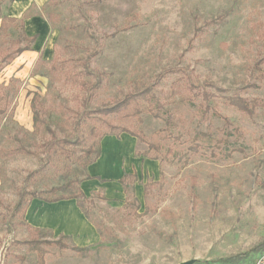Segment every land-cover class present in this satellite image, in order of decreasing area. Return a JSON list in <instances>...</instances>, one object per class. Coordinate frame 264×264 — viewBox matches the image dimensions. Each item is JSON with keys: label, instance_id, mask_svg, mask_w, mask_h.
I'll return each mask as SVG.
<instances>
[{"label": "rangeland", "instance_id": "1", "mask_svg": "<svg viewBox=\"0 0 264 264\" xmlns=\"http://www.w3.org/2000/svg\"><path fill=\"white\" fill-rule=\"evenodd\" d=\"M28 14L51 26L36 53L15 54L17 23L0 33V264H37L31 240L66 245L41 244L44 264H239L264 252L254 250L264 241V0H49ZM5 55L16 57L6 65ZM87 82L96 95L83 105ZM147 87L140 117H105L147 140L102 138L97 175L120 176L42 152L50 135L34 131V93L57 138L73 140L98 128V109ZM72 180L55 195L82 191L95 237L29 225L28 203L14 214L23 192Z\"/></svg>", "mask_w": 264, "mask_h": 264}, {"label": "trees", "instance_id": "2", "mask_svg": "<svg viewBox=\"0 0 264 264\" xmlns=\"http://www.w3.org/2000/svg\"><path fill=\"white\" fill-rule=\"evenodd\" d=\"M9 2H12V0H9ZM8 22H14L17 23L20 27V32L23 41H25V45L18 49L15 54H20L23 51L31 50L32 45L36 40V35L34 36H27L24 31V24H23V18L17 19L12 18L9 16H1L0 14V33L5 28L6 23ZM127 27L122 28L121 30H126ZM16 56H9L5 55L3 57V60L6 65H8L12 60H14ZM84 85V89L86 92H88V95L84 99L83 105H86L87 102H90L92 98L95 97L96 93V84H90V83H82ZM200 96L203 100L208 101L210 97L213 96V94L207 92V91H201ZM37 94L34 93V96L31 100V107L33 109L32 113V119H33V126L34 131L38 130L39 126H44L45 132H47L50 135V139L42 143V152L46 154L47 156H60L66 159L69 164H77L81 167H88L90 164L95 162L101 154V140L103 137L113 134L115 136H119L122 133H126L130 135L131 137L137 139L140 142H147L145 135L138 130L130 129L127 126L115 124L112 120L106 119V116L109 115H115L116 117L121 118H128L130 116H138L140 117V114L142 112L141 108L138 106L137 102L138 100H148L149 98L153 97L152 89L150 87L144 88L142 90L138 91H132L125 94V96L121 99L112 100L109 102V104L104 105V107L97 110V113L100 114L97 118L99 122L98 128H94L90 130L88 133L85 134L78 133L77 136L71 140L68 136H63L60 138H57L55 133L53 132L52 128L47 124V121L44 117H42V113L40 112L39 108L37 107L38 103L36 102ZM39 97V96H38ZM226 101L234 106L237 107L242 112L251 113L252 108L250 107L247 101L241 97H235V96H225L224 97ZM3 96H0V115L5 113V108L2 105ZM257 102V101H256ZM159 106V105H158ZM85 118H89L87 115L91 116L90 111L85 113ZM155 117H157V114L154 113ZM79 124V123H78ZM77 124V126H78ZM80 132V130H79ZM85 144H88L85 146ZM149 148L160 150L161 147L149 144ZM28 153H31V151H26ZM69 170V167L66 169ZM66 171V172H67ZM32 174H35L33 172ZM123 179H121V182ZM76 181L72 180L66 183L65 185H59V186H52L48 189H45L43 191H28L23 192L19 200L17 201L15 205L14 214H19L22 211H25L27 209V203H29L34 200H40L45 203H52L59 200H65V199H76L79 202V198L83 197L84 195L82 191H79L77 194L71 193L70 195L64 196H56L55 194L58 192L67 191L70 189L73 183ZM45 195V196H43ZM47 195V196H46ZM67 237V236H63ZM29 247H31L32 250L36 251L37 256V264H44V252L41 249V244L47 245V244H55L60 248H66V245L61 243V241H37V240H31L28 242ZM264 250V241L260 243L254 250ZM77 251L80 249L77 248Z\"/></svg>", "mask_w": 264, "mask_h": 264}, {"label": "crops", "instance_id": "3", "mask_svg": "<svg viewBox=\"0 0 264 264\" xmlns=\"http://www.w3.org/2000/svg\"><path fill=\"white\" fill-rule=\"evenodd\" d=\"M48 1L49 0H12V2H9L1 9V16L6 15L17 19L23 18L26 35L29 37L34 35L37 36L32 45V49L30 51H24L23 53H36L50 36L51 26L48 21L38 14H28V11L32 7L39 9ZM122 134L131 137L126 133ZM109 138L110 137L106 138L105 141L102 142L100 157L88 166V173L91 175H97L95 166L105 159V148L107 146V139ZM109 142L116 144L112 141ZM121 173L122 171H119V173L114 176H97L100 178H114L120 176ZM27 216L29 225L36 228L50 229L55 234H62L65 236L75 235L78 239L82 237L86 239L88 236L95 237L94 227L86 220L77 205V201L74 199L59 200L52 203H45L34 199L28 205Z\"/></svg>", "mask_w": 264, "mask_h": 264}, {"label": "built area", "instance_id": "4", "mask_svg": "<svg viewBox=\"0 0 264 264\" xmlns=\"http://www.w3.org/2000/svg\"><path fill=\"white\" fill-rule=\"evenodd\" d=\"M239 264H264V252L258 254L252 261L250 262H242Z\"/></svg>", "mask_w": 264, "mask_h": 264}, {"label": "water", "instance_id": "5", "mask_svg": "<svg viewBox=\"0 0 264 264\" xmlns=\"http://www.w3.org/2000/svg\"><path fill=\"white\" fill-rule=\"evenodd\" d=\"M182 264H191V262L189 261V262H185V263H182Z\"/></svg>", "mask_w": 264, "mask_h": 264}]
</instances>
